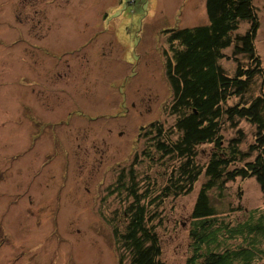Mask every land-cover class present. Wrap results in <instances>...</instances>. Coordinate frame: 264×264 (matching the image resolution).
Returning a JSON list of instances; mask_svg holds the SVG:
<instances>
[{"label":"rangeland","instance_id":"374dc122","mask_svg":"<svg viewBox=\"0 0 264 264\" xmlns=\"http://www.w3.org/2000/svg\"><path fill=\"white\" fill-rule=\"evenodd\" d=\"M253 4L264 68V0ZM206 22L204 0H0V264H119L114 232L127 200L113 194V180L133 170L139 185L148 175L159 187L168 173L167 163L143 157L139 137L155 119L174 120L165 111L162 31ZM24 110L48 122L46 133ZM202 181L148 206L161 264H186L192 253L190 214ZM240 183L229 184L219 206H238ZM241 188L235 222L264 208L254 180Z\"/></svg>","mask_w":264,"mask_h":264},{"label":"trees","instance_id":"16d2710c","mask_svg":"<svg viewBox=\"0 0 264 264\" xmlns=\"http://www.w3.org/2000/svg\"><path fill=\"white\" fill-rule=\"evenodd\" d=\"M204 7L206 23L162 31L170 87L165 111L174 120L167 124L155 119L141 127L139 137L146 138L143 157L153 166L167 163L168 173L159 187L148 175H142L139 185L133 170L112 184L113 194L123 191L127 200L123 228L114 232L119 264L125 256L129 264H161L153 223L157 214L148 206L190 193L200 178L186 264H264V208L249 212L241 222L229 217L244 210L241 183L254 180L264 190V68L255 47L259 18L253 0H204ZM225 59L232 63L230 70L222 64ZM21 98L17 101L25 104L27 98ZM25 110L32 128L46 133L48 122ZM237 180L238 206H219L217 201ZM235 239L240 242L229 244Z\"/></svg>","mask_w":264,"mask_h":264},{"label":"flooded vegetation","instance_id":"af4514ba","mask_svg":"<svg viewBox=\"0 0 264 264\" xmlns=\"http://www.w3.org/2000/svg\"><path fill=\"white\" fill-rule=\"evenodd\" d=\"M120 135H121V133H119V136H120ZM115 179H116V178H115ZM115 179L113 180V181H114V183L116 182V181H115ZM112 183H113V182H112Z\"/></svg>","mask_w":264,"mask_h":264}]
</instances>
